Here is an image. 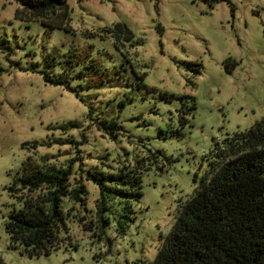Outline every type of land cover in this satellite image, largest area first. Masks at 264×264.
I'll return each instance as SVG.
<instances>
[{
    "label": "rangeland",
    "instance_id": "obj_1",
    "mask_svg": "<svg viewBox=\"0 0 264 264\" xmlns=\"http://www.w3.org/2000/svg\"><path fill=\"white\" fill-rule=\"evenodd\" d=\"M68 4L70 31L49 29L30 17L22 0H0V259L7 264L152 261L179 203L209 168L215 144L264 117V0L214 6L199 0ZM117 22L130 26L133 41L118 48L110 36H92ZM190 63L203 68L198 73ZM64 72L69 84L46 79ZM99 119L119 122L118 138L100 131ZM72 120L78 125L62 126ZM157 150L163 154L146 162L143 196L131 200L134 221L126 233L115 219L104 237L88 230L89 221L93 228L98 223L100 190L87 170L119 173ZM51 165L73 166L71 187L82 180L89 194L86 205L63 198L60 244L48 255L31 256L7 231L10 214L23 206L11 187H21L25 169ZM114 203L116 214L124 213L126 202Z\"/></svg>",
    "mask_w": 264,
    "mask_h": 264
},
{
    "label": "trees",
    "instance_id": "obj_2",
    "mask_svg": "<svg viewBox=\"0 0 264 264\" xmlns=\"http://www.w3.org/2000/svg\"><path fill=\"white\" fill-rule=\"evenodd\" d=\"M199 1L214 6L224 0ZM22 3L30 17L41 20L49 29L72 30L68 0H22ZM96 35L114 38L118 48L135 38L134 31L125 22L92 34ZM190 65L196 66L198 73L203 68L202 63ZM46 79L53 84L70 83L66 72L56 78L46 75ZM69 88L79 96L75 88ZM190 109H195L194 104ZM77 125L78 122L72 120L62 126ZM96 125L114 139L123 130L119 122L107 119H99ZM57 141L80 144L74 138ZM33 146L36 148L38 144ZM162 154L161 150L151 151L147 157L138 159L135 167L124 165L119 173H106L96 167L87 170L88 180L100 190L98 223L93 228L89 221L88 230H98L104 237L106 228L115 219L121 234L126 233L134 221L131 200L143 196L142 171L147 168L146 162H157L156 158ZM76 158L82 159L81 156ZM208 160L209 168L200 184L192 195L179 203L175 222L162 237L155 258L143 260L142 264H264V117L250 128L217 142ZM72 173L71 165L32 166L19 177L21 187H11L14 194L23 199V206L10 214L7 231L12 242L23 244L31 256L48 255L60 244V228L66 225L64 197L86 205L89 189L82 180L71 187ZM26 190L43 192L35 197L26 195ZM117 198L126 202L124 213L115 212ZM0 264L7 263L0 259Z\"/></svg>",
    "mask_w": 264,
    "mask_h": 264
}]
</instances>
